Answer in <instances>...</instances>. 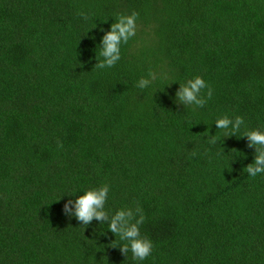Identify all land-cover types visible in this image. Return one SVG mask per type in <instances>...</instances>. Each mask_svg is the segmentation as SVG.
Segmentation results:
<instances>
[{
    "label": "trees",
    "instance_id": "1",
    "mask_svg": "<svg viewBox=\"0 0 264 264\" xmlns=\"http://www.w3.org/2000/svg\"><path fill=\"white\" fill-rule=\"evenodd\" d=\"M133 12L119 61L95 67ZM197 76L212 96L193 110L176 93ZM225 116L243 118L236 135ZM250 130L264 131V0H0V264H264ZM104 185L110 215L142 209L145 260L64 212Z\"/></svg>",
    "mask_w": 264,
    "mask_h": 264
},
{
    "label": "clouds",
    "instance_id": "2",
    "mask_svg": "<svg viewBox=\"0 0 264 264\" xmlns=\"http://www.w3.org/2000/svg\"><path fill=\"white\" fill-rule=\"evenodd\" d=\"M85 20L88 19L87 14L80 13ZM138 13L133 12L131 15H120L115 23L111 24V30L108 31L102 38L100 45V57L95 65L97 68L113 67L120 59V46L122 43H127L130 38L136 35V20ZM151 79L141 78L138 81L137 87L140 89L147 88L153 80L156 79L155 73H150ZM208 89L207 99H211L212 89L208 86L205 80L197 76L188 80L186 83H180L179 91L176 93L178 102L185 106H193L203 108L207 103V99L202 95V90ZM216 126L218 129L228 130L227 136L236 135L241 126L244 124L242 117L237 116L235 120L229 119L227 116L217 119ZM243 136L249 140L248 147L256 149L255 161L244 168L251 177H256L257 174L264 173V131L250 130L246 131ZM211 144L217 142L216 136H211ZM63 147L62 144H59ZM109 193V186L104 185L98 189L86 191L77 199H70L64 205V212L74 216L82 225H90L93 220L99 221L101 224H108V230L121 241L125 243L119 246L121 253L127 257L131 252L134 260L143 261L151 255L153 244L152 241L142 237L140 233V225L144 222L143 211L140 207L135 210L131 208L121 209L115 214L110 215L105 211V204ZM74 204V211L72 205ZM138 217V218H137ZM115 241L111 245H114Z\"/></svg>",
    "mask_w": 264,
    "mask_h": 264
}]
</instances>
